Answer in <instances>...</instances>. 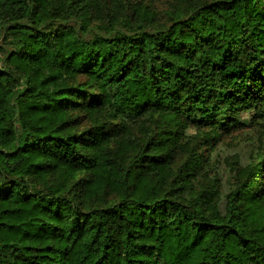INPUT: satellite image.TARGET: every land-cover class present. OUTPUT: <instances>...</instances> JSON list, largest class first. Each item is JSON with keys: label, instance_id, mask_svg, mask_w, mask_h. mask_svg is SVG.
<instances>
[{"label": "trees", "instance_id": "trees-1", "mask_svg": "<svg viewBox=\"0 0 264 264\" xmlns=\"http://www.w3.org/2000/svg\"><path fill=\"white\" fill-rule=\"evenodd\" d=\"M171 2L0 0V264H264V0Z\"/></svg>", "mask_w": 264, "mask_h": 264}, {"label": "rangeland", "instance_id": "rangeland-1", "mask_svg": "<svg viewBox=\"0 0 264 264\" xmlns=\"http://www.w3.org/2000/svg\"><path fill=\"white\" fill-rule=\"evenodd\" d=\"M131 5H140L153 10L156 14L155 23H168L167 13L171 9V0H129ZM105 22H95L92 26L91 32H89L85 38H91L95 34L104 33ZM236 117L240 123H246L250 121L251 113L241 108L236 109ZM89 122L85 121L82 126H88ZM196 129L191 128L189 132L194 133ZM201 135L202 132H199ZM264 151V122H258L257 124L246 125L244 127H236L232 129L228 134L224 135V138L219 142L215 151L212 154V158L216 157L218 161L215 164V169L220 175L221 184L224 189L227 188V182H230V173L224 159H231L232 157L238 158L241 163L248 161H257L260 153ZM259 178L258 175L255 179Z\"/></svg>", "mask_w": 264, "mask_h": 264}]
</instances>
